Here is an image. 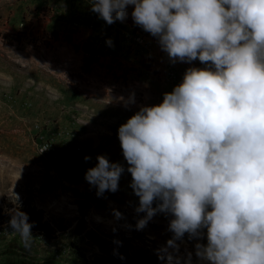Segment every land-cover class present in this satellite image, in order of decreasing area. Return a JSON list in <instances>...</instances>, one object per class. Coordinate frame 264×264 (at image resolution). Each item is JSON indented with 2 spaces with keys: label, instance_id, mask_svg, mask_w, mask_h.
I'll list each match as a JSON object with an SVG mask.
<instances>
[{
  "label": "rangeland",
  "instance_id": "obj_1",
  "mask_svg": "<svg viewBox=\"0 0 264 264\" xmlns=\"http://www.w3.org/2000/svg\"><path fill=\"white\" fill-rule=\"evenodd\" d=\"M56 4L0 0V207L14 215L15 207L24 206L61 229L53 239L31 232L34 239L26 250L9 223L0 226V264H106L127 255L140 263L152 259L162 264L171 255L173 264H189V254L190 264H206L195 254L196 244H206V238L185 234L176 241L178 248L167 246L173 239L170 215L157 213L137 228L146 214L135 211L138 197L126 170L118 191L99 197L85 180L97 156L126 169L118 128L140 107L161 103L188 68L204 65L171 63L156 38L134 24L129 6L128 17L118 22L121 35L139 33L144 44L130 46L124 38L125 53L135 56L128 60L118 54L100 71L95 67L99 57L81 52L89 54L93 42L76 37L87 22L81 11L91 8L90 0H78L80 8L72 3L66 13H56ZM58 19L81 25L57 32L53 24ZM99 47L105 50L103 44ZM69 51L78 58L64 59ZM133 93L135 104L125 107ZM86 156L91 157L87 162ZM117 211L122 218H116Z\"/></svg>",
  "mask_w": 264,
  "mask_h": 264
},
{
  "label": "clouds",
  "instance_id": "obj_2",
  "mask_svg": "<svg viewBox=\"0 0 264 264\" xmlns=\"http://www.w3.org/2000/svg\"><path fill=\"white\" fill-rule=\"evenodd\" d=\"M90 3L107 25L124 22L131 6L134 24L156 38L171 63L204 67L188 68L161 103L140 107L118 128L126 169L97 156L85 180L99 197L118 191L126 170L135 211L146 214L138 229L166 213L173 217L168 247L178 248L187 234L206 238L195 246L206 264H264V0ZM134 104L133 93L124 106ZM32 226L22 211L9 220L26 250ZM167 261L173 264L171 255Z\"/></svg>",
  "mask_w": 264,
  "mask_h": 264
},
{
  "label": "crops",
  "instance_id": "obj_3",
  "mask_svg": "<svg viewBox=\"0 0 264 264\" xmlns=\"http://www.w3.org/2000/svg\"><path fill=\"white\" fill-rule=\"evenodd\" d=\"M56 1V7L57 9L55 10L56 13L61 12L62 13V9H64V13H66V11L70 10L73 7L72 3H77L78 7L80 8V5L78 4V0H55ZM81 1V0H80ZM88 2V0H86V3ZM82 16L83 18L81 19L82 21H87L85 22V24H82V26L80 27V31H78L76 37L78 38H88L89 40H91L93 42V47L90 50V53L87 54L84 52V50H81V52H83L86 56H97L99 57V61L98 63L92 64L93 66L97 68H99V70L101 71V66H106V64L109 62V60H111L112 57H115L118 54H121L125 56V47H126V41L124 39V37H122V30L120 29V25L118 24L119 21L113 23L112 25H107L102 19H100L98 17V15L94 12L91 11V8H87V9H82ZM81 15V14H80ZM41 17V15H40ZM91 18V19H90ZM37 21V20H36ZM81 21V22H82ZM44 20H40L39 24L40 25H44ZM87 23H91V27H89L87 25ZM80 26V23L74 24L73 22L71 23H63L62 21H59V19L57 21L54 22L53 24V30L57 31V32H64L66 29H72L73 26L77 27ZM88 27V28H86ZM102 29V30H100ZM89 31H92V35H89ZM98 37V38H97ZM108 40H111L112 42V46H109L106 42ZM100 44V45H99ZM105 48V50H101V48L99 46ZM105 44V45H104ZM133 54H126L127 58L126 59H130L131 57L135 56ZM67 57H64V59H71L76 57V54H73V52H67L66 53ZM79 55V54H78ZM80 58V55H79ZM93 58V57H92ZM137 58V57H135ZM73 65L77 67V63H74L73 61ZM106 62V63H105ZM67 64H69V62L67 61ZM91 65V66H92ZM105 68L103 69V72ZM141 72H138L137 75H141L143 78V74H140ZM140 77V76H139ZM142 78H140V81L143 82Z\"/></svg>",
  "mask_w": 264,
  "mask_h": 264
},
{
  "label": "trees",
  "instance_id": "obj_4",
  "mask_svg": "<svg viewBox=\"0 0 264 264\" xmlns=\"http://www.w3.org/2000/svg\"><path fill=\"white\" fill-rule=\"evenodd\" d=\"M8 208H12L11 204H8ZM16 211H22L27 214L28 216V223L32 224L31 232L36 233L44 238L53 239L56 236V233L59 232L61 229L58 225L53 226L51 223L43 221L41 215L36 213L33 210H30L24 206L22 207H15L13 213L15 214ZM11 215H7L6 212L0 207V226L8 224ZM106 264H162L160 261L157 260H147L145 263H140L137 259L131 256H122L118 259L109 260Z\"/></svg>",
  "mask_w": 264,
  "mask_h": 264
},
{
  "label": "built area",
  "instance_id": "obj_5",
  "mask_svg": "<svg viewBox=\"0 0 264 264\" xmlns=\"http://www.w3.org/2000/svg\"><path fill=\"white\" fill-rule=\"evenodd\" d=\"M131 37H129L127 33H124V38H126L127 41L131 42L130 46H138L144 44V37L141 34L137 33L134 37Z\"/></svg>",
  "mask_w": 264,
  "mask_h": 264
},
{
  "label": "bare ground",
  "instance_id": "obj_6",
  "mask_svg": "<svg viewBox=\"0 0 264 264\" xmlns=\"http://www.w3.org/2000/svg\"><path fill=\"white\" fill-rule=\"evenodd\" d=\"M183 242H184V243H186V241H185V240H183Z\"/></svg>",
  "mask_w": 264,
  "mask_h": 264
}]
</instances>
